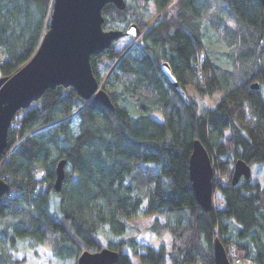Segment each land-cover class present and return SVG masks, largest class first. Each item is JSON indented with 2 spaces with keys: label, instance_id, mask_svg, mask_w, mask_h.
Wrapping results in <instances>:
<instances>
[{
  "label": "trees",
  "instance_id": "16d2710c",
  "mask_svg": "<svg viewBox=\"0 0 264 264\" xmlns=\"http://www.w3.org/2000/svg\"><path fill=\"white\" fill-rule=\"evenodd\" d=\"M52 3L0 0V78L32 57ZM124 3L123 10L104 6L102 28L135 26L140 38L123 37L132 46L115 48L120 38L90 58L113 109L58 86L12 120L0 157V178L8 185L0 198V264H76L83 252L104 248L117 253L115 264H133L132 258L215 264V240L231 264L233 258L264 264V185L252 176L232 184L236 161L250 169L264 164L260 1ZM164 63L184 96L166 78ZM187 87L212 99V109L201 111ZM195 141L222 182L213 186L209 211L197 203L189 179ZM147 216L153 220L144 232L160 242L169 236L168 249L139 244L141 232L129 221Z\"/></svg>",
  "mask_w": 264,
  "mask_h": 264
},
{
  "label": "water",
  "instance_id": "95a60500",
  "mask_svg": "<svg viewBox=\"0 0 264 264\" xmlns=\"http://www.w3.org/2000/svg\"><path fill=\"white\" fill-rule=\"evenodd\" d=\"M259 1L264 17V0ZM108 4L119 10L125 8L124 0H53L48 29L32 57L9 77L0 78V157L16 113L37 102L46 90L58 86L73 89L84 101H95L113 109L109 96L93 74L90 58L100 55L120 38L137 39L141 34L135 26H130L126 32L104 31L102 9ZM162 71L184 96L167 64L162 65ZM64 164L62 160L56 166V192L60 191L64 179ZM188 173L197 203L203 211L211 210L213 186H216L214 169L207 151L198 141L192 145ZM250 176L249 166L241 160L234 163L233 185L241 179H250ZM7 191L8 185L0 178V198ZM213 256L215 264H231L218 240L213 245ZM117 260V253L104 248L96 253L83 252L76 264H115Z\"/></svg>",
  "mask_w": 264,
  "mask_h": 264
},
{
  "label": "rangeland",
  "instance_id": "374dc122",
  "mask_svg": "<svg viewBox=\"0 0 264 264\" xmlns=\"http://www.w3.org/2000/svg\"><path fill=\"white\" fill-rule=\"evenodd\" d=\"M159 16L160 15H157L156 18H158ZM148 17H149V19L150 18L152 19L155 17V13H153L152 7L149 8ZM138 39L139 38H137V39L134 38V42H136ZM130 41L131 40H129L128 38L127 39L123 38V39L119 40L118 42H116L113 46L115 48L121 49L125 45L130 44L128 46V47H130L133 44ZM101 66H103L101 62H100V64L99 63L96 64L97 68H99ZM99 85L102 86V83ZM185 92L188 96L192 97L199 104L201 111L212 109V107L214 105V102L212 99L200 98L199 95L190 87H187ZM157 120H159V117L157 118ZM251 176H252L253 181H257L261 185H264V164L253 165L251 168ZM214 180L217 182H220V178H218L217 180L216 179H214ZM152 220H153L152 216H147V217H141V218H136V219L130 220L129 223L131 225L136 226L141 232V235L137 239L139 244H141L142 246H150L152 248L154 247L156 249H158L160 246H164L165 249H168L169 248L168 238H170L169 236L166 237L167 238L166 240H164L163 242H160V241H157L153 235L147 234L144 232L145 229L151 225ZM160 220L162 222H164L165 218L160 216ZM131 260H132L133 264H139L137 258H132ZM242 264H248V263L245 262Z\"/></svg>",
  "mask_w": 264,
  "mask_h": 264
},
{
  "label": "built area",
  "instance_id": "2783aa9c",
  "mask_svg": "<svg viewBox=\"0 0 264 264\" xmlns=\"http://www.w3.org/2000/svg\"><path fill=\"white\" fill-rule=\"evenodd\" d=\"M217 181H215L216 183ZM222 184V182H220ZM233 256V255H232ZM233 264H242L241 260L238 258H233Z\"/></svg>",
  "mask_w": 264,
  "mask_h": 264
},
{
  "label": "crops",
  "instance_id": "0c3cea01",
  "mask_svg": "<svg viewBox=\"0 0 264 264\" xmlns=\"http://www.w3.org/2000/svg\"><path fill=\"white\" fill-rule=\"evenodd\" d=\"M166 239H167V238H166ZM166 239H165V240H166ZM168 241H170V238H168ZM153 248H154V247H153ZM154 249H156V248H154Z\"/></svg>",
  "mask_w": 264,
  "mask_h": 264
},
{
  "label": "flooded vegetation",
  "instance_id": "af4514ba",
  "mask_svg": "<svg viewBox=\"0 0 264 264\" xmlns=\"http://www.w3.org/2000/svg\"><path fill=\"white\" fill-rule=\"evenodd\" d=\"M167 78V77H166Z\"/></svg>",
  "mask_w": 264,
  "mask_h": 264
}]
</instances>
